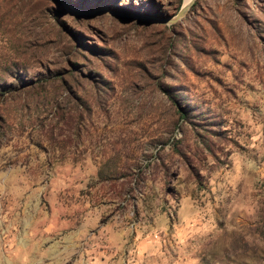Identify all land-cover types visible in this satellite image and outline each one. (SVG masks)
Instances as JSON below:
<instances>
[{"label":"rangeland","instance_id":"obj_1","mask_svg":"<svg viewBox=\"0 0 264 264\" xmlns=\"http://www.w3.org/2000/svg\"><path fill=\"white\" fill-rule=\"evenodd\" d=\"M0 0V264H264V0Z\"/></svg>","mask_w":264,"mask_h":264},{"label":"water","instance_id":"obj_2","mask_svg":"<svg viewBox=\"0 0 264 264\" xmlns=\"http://www.w3.org/2000/svg\"><path fill=\"white\" fill-rule=\"evenodd\" d=\"M192 2H193V1H192ZM192 2L190 3V5H188V6H186V7H185V6H182V7L179 9V11H178L176 17H175L174 19H172V21H175V20L178 19L181 15H183V14L188 10V8L191 6Z\"/></svg>","mask_w":264,"mask_h":264},{"label":"bare ground","instance_id":"obj_3","mask_svg":"<svg viewBox=\"0 0 264 264\" xmlns=\"http://www.w3.org/2000/svg\"><path fill=\"white\" fill-rule=\"evenodd\" d=\"M193 0H185V7L190 5V3L192 2Z\"/></svg>","mask_w":264,"mask_h":264}]
</instances>
